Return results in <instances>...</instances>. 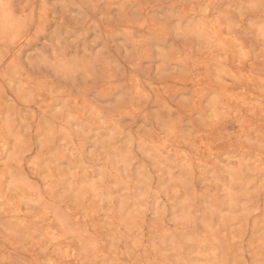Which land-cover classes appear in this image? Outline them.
<instances>
[{
  "label": "rangeland",
  "instance_id": "obj_1",
  "mask_svg": "<svg viewBox=\"0 0 264 264\" xmlns=\"http://www.w3.org/2000/svg\"><path fill=\"white\" fill-rule=\"evenodd\" d=\"M0 264H264V0H0Z\"/></svg>",
  "mask_w": 264,
  "mask_h": 264
}]
</instances>
